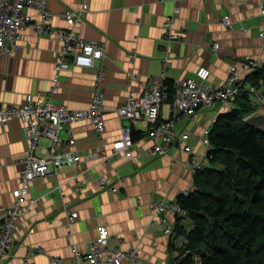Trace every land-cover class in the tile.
Masks as SVG:
<instances>
[{"label":"crops","instance_id":"1","mask_svg":"<svg viewBox=\"0 0 264 264\" xmlns=\"http://www.w3.org/2000/svg\"><path fill=\"white\" fill-rule=\"evenodd\" d=\"M81 0H46L53 28H65L61 12L80 6ZM264 0H87L88 11L76 31L90 41L102 42L106 56L94 68L70 66L61 71L58 92L53 101L71 110L87 108L93 93L95 69L106 72L104 83V117L106 129L98 136L89 122H76L65 132L64 150L82 153L97 150L121 134L126 124L116 109L130 92L142 93L150 78L165 72V80L174 82L194 76L200 66L209 68L208 82L221 86L229 67L244 59L264 63V38L261 31V10ZM179 12L173 13V7ZM30 14H35L29 10ZM172 18L174 41L164 37V21ZM35 19L37 18L34 16ZM226 19L230 28L221 21ZM21 47L11 56L0 54V108L23 102L24 96L39 92L47 94L52 86L54 66L61 43L42 35L32 26L21 30ZM219 43L217 50L212 49ZM167 59L164 66L163 62ZM250 100L259 109L264 101V84ZM261 96V97H260ZM224 109L217 104L207 106L194 116L177 121L178 135L189 133V144L199 161H204L209 148L202 144L205 129L211 128ZM215 112L214 115H211ZM140 126V125H139ZM137 131L143 133L142 128ZM47 140L42 139L41 145ZM26 140L18 119L0 125V207L13 202L12 191L19 186L21 161L26 156ZM151 142L137 140L133 148L138 154L124 161L120 156L111 165L96 160L84 175L70 166L56 174L38 178L29 187L23 206L35 202L20 216L14 234L13 257L4 264H23L29 248L37 249L28 260L31 264H75L74 249L85 254L96 237L98 225L110 233L109 247L138 248V264H174L185 236L163 233L162 225L148 206L151 197L175 200L179 193L192 189V172L185 165L188 154L176 141L169 153L155 155ZM119 171L115 177L112 168ZM105 174L108 184L100 186L97 178ZM66 206L78 217L66 224ZM174 226L175 215H167ZM63 220V223H59ZM183 225L189 227L186 221ZM122 264H131L128 261Z\"/></svg>","mask_w":264,"mask_h":264},{"label":"built area","instance_id":"2","mask_svg":"<svg viewBox=\"0 0 264 264\" xmlns=\"http://www.w3.org/2000/svg\"><path fill=\"white\" fill-rule=\"evenodd\" d=\"M175 1V0H174ZM261 10L259 36L264 38V2L259 4ZM33 10L35 14H30ZM88 11L87 0H81L80 6L74 9H65L61 12V19L65 28H53L47 23L51 17L47 9L46 0H0V54L14 55L21 47V30L25 26H32L42 35H48L61 43L58 61L55 63V72L52 77V86L47 94L39 92L27 94L23 102L0 108V125H6L12 119L22 123L26 140V156L21 161L19 171V186L12 191L13 202L9 206L0 207V264H4L13 257L15 246L14 234L20 216L31 204L23 206L29 187L33 181L48 175L56 174L61 168L73 167L79 175H84L92 166L91 160L99 161L103 165H111L117 157L124 161L133 160L138 154L134 153L137 141L132 140V131L142 128V140L151 142V151L155 155L169 153L171 146L179 141L182 149L188 154L185 165L189 166L192 174L201 168L204 161H199L193 147L189 144V133L177 134V121L181 117L194 116L198 110L217 104L222 109L232 106V99L244 92L258 95L259 87L245 82V77L261 66L256 59L240 61L241 67L233 64L229 67L226 79L221 86L215 87L208 82L210 70L200 66L194 76L186 77L173 82V93L165 87V72L151 77L148 84L143 86L140 95L129 93L125 102L116 109L117 116L126 124L121 127V134L108 142V145L97 150H87L82 153L78 149L64 150L65 139L63 134L70 132L73 125L79 121L92 124L96 134L103 137L106 129L104 117V83L106 72L103 68L95 69L93 77V93L87 108L71 110L64 104L53 101L58 92V78L61 71L70 66L94 68L96 62L106 56V47L102 42L84 39L77 31L76 26ZM179 12V6L173 7V13ZM36 16L37 18L35 19ZM172 18L168 16L164 21V37L174 41L178 35L172 31ZM221 24L230 28V23L224 19ZM219 43L214 42L212 49L217 50ZM164 60L163 65L167 63ZM260 95V94H259ZM261 97V96H260ZM259 108L264 111V101ZM209 129H205L201 138L202 144L209 147ZM42 139L47 140L41 145ZM140 139V140H141ZM115 177L119 171L112 168ZM102 187L108 184L105 174L97 178ZM148 206L154 212L157 221L163 227V233L169 235L173 229L167 215H182L183 211L174 200L151 197ZM65 222L71 224L78 214L66 206ZM63 223V220H59ZM97 235L90 242L89 249L81 254L74 249L75 264H122L125 261L131 264L139 263V249L109 247L110 233L106 226L96 227ZM37 249L29 248L23 264H31L28 260L36 255ZM53 264H60L58 258H52Z\"/></svg>","mask_w":264,"mask_h":264},{"label":"trees","instance_id":"3","mask_svg":"<svg viewBox=\"0 0 264 264\" xmlns=\"http://www.w3.org/2000/svg\"><path fill=\"white\" fill-rule=\"evenodd\" d=\"M245 82L264 84V63ZM164 84L172 94L173 82ZM250 96H235L217 115L192 189L174 200L183 214L175 216L172 232L186 237L174 264H264V132L244 122L257 110ZM142 136L132 131L133 141Z\"/></svg>","mask_w":264,"mask_h":264},{"label":"water","instance_id":"4","mask_svg":"<svg viewBox=\"0 0 264 264\" xmlns=\"http://www.w3.org/2000/svg\"><path fill=\"white\" fill-rule=\"evenodd\" d=\"M244 122L256 128L258 131L264 132V111L263 109L259 108L253 113L249 114L244 118Z\"/></svg>","mask_w":264,"mask_h":264},{"label":"rangeland","instance_id":"5","mask_svg":"<svg viewBox=\"0 0 264 264\" xmlns=\"http://www.w3.org/2000/svg\"><path fill=\"white\" fill-rule=\"evenodd\" d=\"M214 114H215V112H212V113H211V115H214Z\"/></svg>","mask_w":264,"mask_h":264},{"label":"bare ground","instance_id":"6","mask_svg":"<svg viewBox=\"0 0 264 264\" xmlns=\"http://www.w3.org/2000/svg\"><path fill=\"white\" fill-rule=\"evenodd\" d=\"M168 88V87H167ZM139 135V134H138ZM119 247V246H118Z\"/></svg>","mask_w":264,"mask_h":264}]
</instances>
